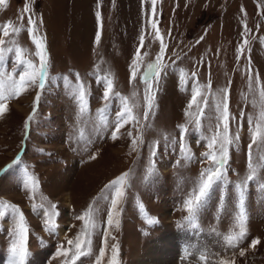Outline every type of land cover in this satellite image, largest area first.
I'll list each match as a JSON object with an SVG mask.
<instances>
[{"label": "rangeland", "instance_id": "374dc122", "mask_svg": "<svg viewBox=\"0 0 264 264\" xmlns=\"http://www.w3.org/2000/svg\"><path fill=\"white\" fill-rule=\"evenodd\" d=\"M154 7L155 13L152 0H8L0 5V25L11 22L10 33L21 29L2 37V47L13 52L5 53L0 72L16 73L17 79L22 74L16 47L25 59L39 62L32 34L43 38L49 60L44 89L29 88L11 99L0 117V202L18 207L24 216L27 264H65L57 252L81 235L85 225L77 217L89 210L95 220L94 233L89 229L91 255L76 264H95L105 236L104 264L114 244L120 264H152L153 250L171 234L182 240L177 264H202V257L207 264H264V0H156ZM161 55L160 76L152 81L153 109L144 120L142 77ZM105 79L114 85L107 101ZM80 84L86 91L83 112L74 97ZM223 88L229 90L231 133L239 139L230 147L224 180L199 212V226L191 227L184 204L210 166L204 153L218 130L215 103ZM193 89L202 93L198 102L207 101L200 127L186 115L198 111L188 107ZM121 97L139 123L125 124L113 139ZM256 123L262 130L252 145L257 177L245 185L243 196L247 235L230 246L226 238L239 230L238 186L249 174ZM17 157L20 163L9 167ZM125 173L126 194L117 215L110 186ZM28 175L36 181L35 190L25 188ZM53 204L55 227L50 231L45 220ZM109 215L114 217L111 227ZM148 218L154 222L148 224ZM17 220L11 209L0 216V264H9ZM60 226L67 231L62 242ZM254 240H259L255 248Z\"/></svg>", "mask_w": 264, "mask_h": 264}, {"label": "snow or ice", "instance_id": "6c2138e0", "mask_svg": "<svg viewBox=\"0 0 264 264\" xmlns=\"http://www.w3.org/2000/svg\"><path fill=\"white\" fill-rule=\"evenodd\" d=\"M8 0H0V5L7 4ZM156 0H152L153 4V13H155V5ZM25 11H29L27 7ZM23 19V17H21ZM30 33H34L35 31V21L32 20L31 16H29L28 20ZM12 28L11 22L7 24L0 25V63H3L5 60V53L13 52L12 48H4L2 47L5 44V40L2 37H8L10 35L16 34L18 35L21 29H13L10 33L9 29ZM152 28L157 29L156 23H152ZM157 35L159 36V32L157 29ZM97 41H99L100 37L97 36ZM32 41L36 47V57H38V63H34L32 60H27L24 58V52L20 47L15 48V54L17 56V64L23 66L22 74L16 78V73L9 74L8 72H0V117L8 111V101L13 98H18L21 94H23L29 88H38L43 90L45 87V82L47 78V72L49 67V60L46 52V45L43 38H37L36 35L32 34ZM143 37H141V47L143 46ZM245 44L248 43L247 40L244 41ZM164 45L161 38V51L163 52ZM243 53V49L240 50ZM137 58H139L140 53L137 52ZM250 59V58H249ZM163 56H159L157 58L156 63L149 65L148 70L143 75V83L145 84V112H144V120L148 119L149 112L152 111L154 105L155 94L152 89V81L158 80L160 76V67L162 64ZM138 68L135 65L133 66V70L131 73V78L135 80L137 75ZM195 74H193L194 76ZM105 91H104V100L107 101L109 99V94L113 89V82L111 80L105 79L103 81ZM210 87V86H209ZM202 93L198 89H193L192 92V100L189 103L188 107L191 109L194 105L198 109L197 113L193 114L192 112L186 113L189 117H193L195 119V123L197 127L201 126V119L204 117V109L207 107V101L202 100L201 102L197 101V97L201 96ZM261 97H264V90L260 91ZM86 96V91L83 84H80L75 92L74 97L78 98L80 103V111L83 112L84 106L83 101ZM40 96L37 95L35 98V104H38ZM123 101V108L118 113L119 119L116 122L113 139L117 138V134L120 132L121 128L129 123L135 122L139 123V120L133 115L132 108L128 105L126 98L121 97ZM215 112L218 114L216 116L218 129L211 136L207 147L210 149L209 152L204 153L205 162L209 163L210 166L201 173L199 183L197 187L194 189L191 196L186 200L184 204V209L187 212L186 222L191 227H198V216L199 212L202 209L203 205L206 203L207 199L212 194L215 187L225 178L227 168L226 161L229 159L230 155V147L231 145L239 139L238 135H233L230 129V120L232 119L231 113L229 111V90L227 88H223L220 90V95L215 103ZM261 120H264V114L260 116ZM32 117L28 118V123H30ZM191 122V121H190ZM26 123V127L28 126ZM182 131L186 132V129L182 127ZM131 135V133H129ZM262 136L261 124L256 123L253 131H252V143L249 145V162L248 169L249 174L244 181V183L240 184L238 187L240 189L239 195V211L236 217V226L239 229L238 231H234L231 235H229L226 240L230 246H238L239 243L246 237L247 229H246V210L244 207V187L249 182H252L257 177V169L253 164L252 158V145L257 143L258 139ZM137 141L134 139L132 141L133 150L136 149ZM187 158V157H185ZM20 163V158L17 157L16 161L13 162V165H18ZM128 174L125 173L121 177L117 178L112 182L110 186L111 189H114V199L112 200V210L113 213L118 215V205L121 203L123 197L125 196V184L127 180ZM25 188L31 187L35 190L36 181L31 175H28L25 180ZM53 211L47 214V219L45 220V224L49 226L48 230H53L55 224L53 222L52 217L56 215L55 209L56 205L51 206ZM11 209V211L18 215V220L15 223L13 228V239L10 243L9 253L10 260L9 264H27V258L29 255V251L26 245L28 228L25 223V219L23 214L20 212L19 208L7 204L5 202H0V216H3L7 210ZM77 219L82 220L84 222V229L79 237H77L76 241H68V248L61 246L59 251L57 252L58 257L65 258V264H76V261L81 257L86 255H91V245L92 241L89 238V229L94 233L95 230V220L93 218L91 210L85 213L82 216H78ZM154 221L151 218L147 219L148 224H152ZM116 227H119L118 221L115 222ZM114 224L113 215H109L107 218V225L111 227ZM108 235H111L109 232ZM114 240L115 237L113 236ZM259 243V240L252 241V247ZM108 249L107 245V236L104 238V246L99 251V256L95 261V264H104V258L106 256V252ZM71 254V260L67 258ZM243 255V252H241ZM119 247L118 244H114L111 247L110 257L107 259V264H120L119 262ZM202 264H207V257H202ZM220 264H235L233 260H222Z\"/></svg>", "mask_w": 264, "mask_h": 264}, {"label": "bare ground", "instance_id": "6f19581e", "mask_svg": "<svg viewBox=\"0 0 264 264\" xmlns=\"http://www.w3.org/2000/svg\"><path fill=\"white\" fill-rule=\"evenodd\" d=\"M66 205L68 206L69 200L65 201ZM59 236L61 239H64L66 236V228L65 226H60L58 229ZM180 238V237H179ZM178 238V239H179ZM176 236L173 234L171 235H164L161 239L162 246L160 248H156L152 252L151 263L152 264H177L176 258L177 253L180 251L181 242L182 240H178ZM180 241V242H179ZM0 258V263H1ZM43 264V262H42Z\"/></svg>", "mask_w": 264, "mask_h": 264}]
</instances>
